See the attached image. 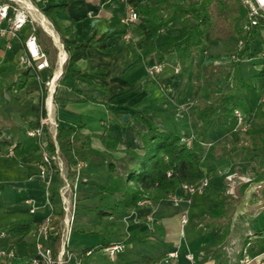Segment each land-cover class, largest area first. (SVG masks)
<instances>
[{
  "label": "crops",
  "instance_id": "1",
  "mask_svg": "<svg viewBox=\"0 0 264 264\" xmlns=\"http://www.w3.org/2000/svg\"><path fill=\"white\" fill-rule=\"evenodd\" d=\"M32 1L39 8L66 4L65 10L53 12L55 20L69 24L78 40H87L94 34L104 36L107 45L112 49H103L94 42L88 48L86 58L78 61L83 70L98 73L103 77V88L91 87L74 79L67 80V74L63 73L64 68L62 67L60 72L58 65L41 70L29 69L21 59L25 53L24 40L29 30L26 34L22 30L19 37L12 39L0 36V83L4 73L14 79H23L28 70L35 74L26 79L25 86L19 90H8L0 85V233L3 232L0 235V249L14 248L16 251L14 258L0 257V264H31L30 259L36 253L33 228L47 215L51 216L52 226L55 227L61 222L59 202L55 200L53 210L45 204L43 179L40 176L39 141L26 134L29 128L38 126L41 118L45 117L41 109H46L45 102L49 98L44 81L54 74L57 78L52 97V116L55 121L59 126H82L83 134L91 135V145L106 155H113L118 164L121 159H126L122 162L128 160L129 149L143 153L139 147V135L146 128L136 118V113L143 112L163 129H170L174 122L181 134L194 137L206 134L210 142L205 159L215 169L209 185L213 192L227 193L224 172L228 169L249 170L254 174L255 180L264 181V174L257 170V165L248 160L254 155L264 157L263 150L255 153L236 150L227 158L221 153L216 155L215 145L218 141L228 138L230 127L234 125L233 121L228 122L223 129L219 126L208 128L207 122L196 117L184 119V113L178 121L172 118L174 105L181 103L184 96L190 98L189 95L194 96L199 92L193 84L198 69L211 62L227 61L222 52L229 45L228 40L237 35L231 34L224 40V44L220 43L224 47L216 51L221 53L213 52L204 57L200 52L184 51V62L177 74L174 65L179 62V57L162 50L161 40L156 39V50L149 53H145L138 46L142 35L137 22L126 23L122 20L128 12V3L125 0H38L39 3ZM260 32L261 36L251 43L245 60L239 62L237 68L239 77L252 80V77L260 73L263 75L261 86L257 87L255 83L254 91H249L248 97L245 98L250 108L247 112L252 124L250 135L258 134L261 127L264 130V56L261 55L264 50V31ZM240 36L243 35H238ZM210 42L202 49L210 47ZM164 60L167 61L165 71L156 78L150 77L149 65ZM241 68H245V71L241 72ZM251 70L256 72L251 73ZM204 81V85L211 82L208 78ZM125 114L128 115L126 121L122 119ZM103 133L119 139L118 150L112 152L104 149L100 140ZM50 138L47 129L44 140L48 143ZM114 177L104 161H88L80 171L81 182L78 191H82L83 195L79 200L78 214L71 232L72 238L67 247L75 256H82L83 264L106 263L102 250H94L86 256L83 253L85 247L98 246L104 237L111 241L118 240L125 234V230L133 229H139L145 240L131 241L112 263L240 264L246 250L255 257L250 264H264L259 263V259L264 256V202L260 207L257 206V203L264 199L254 196L255 191L251 183L235 187L233 195H239L241 199L232 215L230 230L217 241V235L205 222L210 213L218 208L219 203L212 201L204 193L192 196L189 222L183 230L180 213L185 204L176 205L170 198L142 204L124 219L125 222L120 215L99 219L97 210L112 208L118 197L115 198L113 194H98L96 184L109 183ZM94 199L99 200L98 206L94 207L89 203ZM32 207H35L34 212L30 211ZM79 210L85 213L81 214ZM150 216L153 217L154 225L150 226L152 230L147 231ZM109 219L119 221L120 228L101 231L99 226ZM257 230L262 232L257 233ZM98 234H101L98 241H90ZM249 234L251 235L248 236ZM72 244L78 245L79 249L71 248ZM258 244H262L260 249ZM172 251H177V256L169 257L168 253ZM187 252L194 254L193 260L185 256ZM68 264L77 263L70 261Z\"/></svg>",
  "mask_w": 264,
  "mask_h": 264
},
{
  "label": "trees",
  "instance_id": "2",
  "mask_svg": "<svg viewBox=\"0 0 264 264\" xmlns=\"http://www.w3.org/2000/svg\"><path fill=\"white\" fill-rule=\"evenodd\" d=\"M125 1L140 15L137 26L140 29L142 38L138 42V46L145 53L154 51L159 30L172 20L171 17L165 19L157 13L159 3H164L166 0ZM228 1L214 0L212 4H201V0H186V5L178 7L177 12L178 16L189 18L191 24L187 36L183 40L176 42L175 47L176 49L198 53L200 49L211 41L213 33L217 29L218 16L224 22V25H222L223 32L221 33L223 37H229L231 34L237 36L244 34V47L240 48L236 53L237 60H227L221 64L211 62L200 67L196 72L199 78L206 77L207 79L215 71V73L219 74V79H231L225 88H218L213 93L211 100L197 106L198 108L195 112L196 118L207 122L208 128L219 126L225 129L228 122L233 121L234 125L230 127L231 131L236 125L233 115L234 110L237 108L241 109L246 116L250 108L245 98L246 96L248 97L250 86L255 87L250 79L237 75L236 70L239 66V60L249 51L251 43L261 36L260 31L263 28L261 25L255 26L249 32L244 33L243 22L244 18H246V9L243 7L241 0H233L234 5H231ZM65 7L66 4H60L41 8V11L54 24L53 27L57 30L66 51H68L69 55L64 64L63 73L71 76L81 84L103 88V77L98 73L83 70L79 66L78 61L86 58L87 50L94 42L103 49L111 50L112 48L107 45L104 36H96L94 34V36L87 40L76 39L69 24L61 20L57 21L53 17V12L57 10L63 11ZM37 35L43 50L49 54L50 37L45 39L39 27L37 28ZM47 40L49 43H47ZM53 63L54 60L51 66ZM215 66L216 70H213ZM228 66L229 70L223 74L222 69H226ZM33 75H35L34 72L31 74L28 70L25 72L23 79H14L9 74L4 73L0 85L8 90H19L25 86L26 79H29ZM41 110L43 115H45L44 108ZM136 118L146 128L139 135V147L143 153L140 154L135 150L129 149L128 162H122L124 159H121L119 164L114 160L113 155H106L103 151L91 145V135L83 134L81 130L82 126H60L57 130L56 142L61 155L65 158L66 164L69 167L76 165L80 160L86 162L104 161L107 162L109 171L115 176L109 183L96 184L98 194L119 193V197L112 208H99L97 210L99 219L111 216L115 217V215L129 217L133 211L142 205L140 202L143 199L155 201L169 198L173 194L183 193V184L197 185L205 176L211 177L215 173V169L205 159L207 145L210 142L205 133L200 137H194L191 146H187L185 142H182V134L174 122L170 125V129L167 130L161 128L152 117L143 112L136 113ZM100 140L106 151L113 152L118 150L120 141L117 137L103 133L100 135ZM4 143L8 142L4 141ZM47 146L49 150H54V140L52 138L48 141ZM215 149L217 156L221 153V155L227 158L236 151L237 146L234 144L229 147L225 141H218ZM242 149L251 153L264 151V130L263 135L258 136V138L252 137L250 141L243 143ZM54 175L55 179L50 184V199L52 202L59 195V187L62 184V180L58 178L55 172ZM79 181L81 182V179ZM204 194L212 201L219 203L218 208L210 213L205 223L217 235V241H220L221 237L231 228L232 215L241 197L229 193L213 192L210 186L205 188ZM257 196L264 199V185L257 193ZM261 232V230H257V233ZM124 233V238L121 240L127 243L126 248L131 241L145 240V236L139 229L125 230ZM59 235L50 233L47 241V245L52 248L54 256L58 251ZM111 242V239L104 237L99 241L98 246L91 245L85 247L83 253H86L90 249L93 251L101 250L102 246H106ZM124 250L119 253L124 252ZM71 261L75 260L72 259ZM259 263H264V256L259 259ZM89 264L108 263L92 262Z\"/></svg>",
  "mask_w": 264,
  "mask_h": 264
},
{
  "label": "built area",
  "instance_id": "3",
  "mask_svg": "<svg viewBox=\"0 0 264 264\" xmlns=\"http://www.w3.org/2000/svg\"><path fill=\"white\" fill-rule=\"evenodd\" d=\"M241 3L246 9V18L243 22L244 33L249 32L255 26H262L264 31V0H241ZM35 11L36 15H44L40 9H38L32 0H0V36L8 39L16 38L20 36L21 31L25 26H29V32L24 40L25 53L21 59L29 69L41 70L42 68H48L51 66L50 59L47 53L43 50L41 43L38 39L37 28L35 24L36 18L33 17L32 12ZM140 17L139 13L128 4V12L123 17V21L126 23L136 22ZM40 22V20H39ZM49 22V21H48ZM50 22L48 23V25ZM42 25V24H41ZM43 26V25H42ZM53 26V25H52ZM49 30L46 29L52 38L54 39L55 46L58 49V66L60 72L64 66L68 54L64 47L60 37L55 33L54 27L49 25ZM240 48L244 47V40H239ZM264 56V50L261 52ZM234 58L236 54L233 55ZM164 69L163 61H156L151 63L148 67V71L155 77L161 73ZM178 73L179 68L175 69ZM57 81L56 74L45 79L44 84L47 90V100L45 102L46 111L45 117L41 118L40 124L34 128L27 130L26 134L31 137H42L39 145L41 147V162H40V176L42 177L45 184V204L48 205L52 210L54 209V202L50 199L49 187L51 182L55 179L54 172L58 178L63 180V185L59 189L60 206L63 210V224L64 231H62V242L59 246L58 257L55 258L53 255L52 248L47 245V241L50 233L57 234L58 230L51 224V216L47 215L43 221L36 224L32 230V234L35 240L36 253L31 257V264H68L72 259L77 264H83L81 256H75L72 252L67 249L70 242V236L72 232V223L74 220V214L76 212L74 199L75 191L79 187L80 171L82 167L86 166L87 162L80 160L76 165L71 166L70 169L66 170L65 165L60 157V151L56 142L57 130L60 127L59 123L53 118L52 109V97L55 93V84ZM264 87V86H263ZM234 118L236 125L233 127V131L247 130L248 121L245 114L241 109L234 110ZM179 117V115L177 116ZM49 129L52 132V138L54 140V150L50 151L47 146V142L44 140V134ZM193 135L182 134L181 140L185 142L187 146H191ZM56 164L55 166L53 164ZM224 178L227 185V193L233 194L236 183H253L256 187H260L262 181H255L254 174L243 170L228 169L224 172ZM210 185V177L205 176L201 182L197 185L183 184L182 194H173L169 198L176 205L185 204L181 208L180 223L182 230L189 222L190 217V204L192 202V196L197 194H203L207 186ZM68 190L73 191L71 198L69 197ZM151 203L149 199H143L140 204ZM31 212L35 211V207L30 208ZM127 216L124 217L126 219ZM149 224L153 226V217L150 216ZM3 234V232H1ZM59 234V233H58ZM127 243L124 240L112 241L106 246H102V251L105 252L111 259H115L117 254L126 248ZM93 252L92 249L88 250L85 255H89ZM177 251L169 252V257L177 256ZM16 256L14 248H1L0 257L11 259ZM65 256V258H64ZM188 259L193 260L194 254L187 252L185 255ZM248 251H244L243 257L240 259V264H250L254 260Z\"/></svg>",
  "mask_w": 264,
  "mask_h": 264
},
{
  "label": "rangeland",
  "instance_id": "4",
  "mask_svg": "<svg viewBox=\"0 0 264 264\" xmlns=\"http://www.w3.org/2000/svg\"><path fill=\"white\" fill-rule=\"evenodd\" d=\"M35 1H36V3H39L38 0H35ZM201 2L203 4H210V3L212 4V2H214V0H201ZM228 2L231 5H234L233 4V2H234L233 0H229ZM185 5H186V0H184V3H183V0H166L164 3H159V9L157 10V13L159 15H161V17L163 16L165 19H169L170 17L172 18V20H170L168 22V24L166 26H164V28H161L159 30V32L157 34V39L159 41L161 40L160 47L162 48V50H164L165 52L169 53L170 55H172L174 57L175 56H177V58L179 57V60H178L179 62L176 60L179 64L177 63L176 65H174V71H175V73H177V71L175 70L177 68V66L179 68L178 73L180 72L181 67L183 65L182 62H184V50L183 49H176L175 44H176V42L183 40L187 36L188 31H189V26L191 24V21H189L190 19L187 18L186 16H178V12H177L178 7L185 6ZM36 7L41 10V8H39L38 6H36ZM32 15H33L34 18H36L35 24H36V27H39L41 29L42 36L45 39L48 38V37H50V39H51V42L50 43L47 40V43H49V48H50V53L47 54V55L49 56L50 64L54 60V63L52 64V67L54 68V67H56L58 65V62H59V60H58V49L55 46V43L53 41L54 39L52 38V36L48 32L45 31V29L43 28V26L39 22L38 15H36L35 11L32 12ZM44 16L47 18V16L45 14H44ZM139 19H140V17L138 18V20L136 22H138ZM221 19L222 18L220 16H218V19H217L218 20L217 29L213 33V37L211 39L212 43L210 42L212 44L210 47H212V48H210L209 46H207L204 49H200V51H198V53L200 52L202 55H204V57H205V55H210V53H213V52L214 53H221V52H217L216 50H218V48H220V47H224L220 43L223 42V44H224V42H225L224 40H226L227 37H223L222 34H221L223 32L222 25H224V22ZM47 20L50 22L49 25L51 27H53L54 24L51 23V21L48 18H47ZM23 30H24V33L26 34L28 32V30H29L28 26H25ZM54 30H55L56 36L57 35L59 36V34H58L57 30L55 29V27H54ZM242 35L243 36L242 37L240 36V37L242 38V40H244V34H242ZM236 37H234L233 39H229L228 40L229 41V45L227 46V48L225 47L226 50H224L222 52V53H224L222 55H225L226 56L225 60H237L236 58L233 57V55H235L238 52V50L240 49V47H239L240 46V44H239L240 37H238V36H236ZM60 40H61V38H60ZM213 41H214V43H213ZM66 52L68 54V51H66ZM181 53H182V56L180 57ZM245 56L241 60H239V62H243L245 60V58H246ZM224 62L225 61H223V62L215 61L214 63L215 64H221V63H224ZM163 64H164L163 71L161 73L157 74L155 77H152V75L148 71L149 74H150V77L156 78L160 74H162L165 71L166 67H167V61L164 60L163 61ZM213 70H216V66L214 67ZM227 70H229V66L226 69L225 68L222 69L223 74H225ZM256 70H251V73L256 72ZM240 71L241 72L245 71V68L244 69L241 68ZM236 72H238V69L236 70ZM218 76H219V74L215 73V71H214V73L212 72L211 75H209L207 77L211 82H209V84H207V85H204V83H205L204 80H206V77L205 78H199V77H197V75H195V80L193 78V81H194L193 84L195 85L194 88L195 89L198 88L197 90H199V92H196V94L194 96L193 95H189L190 98H188L187 96H184V98H182V101H180L181 103L178 102L179 104L177 103V105H174V110H173V112L171 111L172 112V118H173V120L178 121L183 116V113H184V117H183L184 119H189L190 120V119H193V117H196L195 116V112H196V110L198 108L197 106L202 105L205 102H208L209 100H211L213 93L216 92L218 88L219 89L220 88H225L227 86L228 82L231 81V79H219ZM65 78H67V80L68 79H73L69 75H65ZM262 82H263V75H261V73L258 74V75H256V76H254V77H252L251 83L252 84H255L256 83L257 84V87L261 86ZM254 88H253V86H250V90L249 91H252V90L254 91ZM247 114L248 113H246V119L248 121V129L247 130H239V131H233V130H231L229 132L228 138L225 140L227 146L230 147V146H233L234 144H236V146H237V149L236 150L242 151V153L247 152V151H244L242 149V144L243 143H247L248 141L251 140L252 137L258 138V136L263 135V130H262L263 128L262 127H261L260 132L258 134L250 135V128H252V124L250 123V120L247 117L248 116ZM178 115H179V117H177ZM29 129H31V128H29ZM49 133H50V137L52 138V132H51V130H49ZM34 138H37L38 141L40 142L42 137L37 136V137H34ZM38 148H39V151H40L39 153L41 155V147H40V145H38ZM243 156H241V157H243ZM60 157L62 159L63 164L66 167V170L70 169L71 167H69L66 164V160L61 155V152H60ZM250 158L248 160L252 161V164L257 165V170L261 174H264V157H259V155L258 156L254 155L253 157H250ZM53 165L55 166V163ZM233 169L237 171L239 168H237V169L236 168H233ZM247 171L250 172L249 170H247ZM254 171H256V170H254ZM255 181H257V180H255ZM236 184L239 185V184H245V183H236ZM43 185H44V192H45V184H44V181H43ZM62 185H63V180H62L61 186ZM251 185H252L253 190L255 191L254 196L259 199L260 197L257 196V193L260 191V189L264 185V181L261 183V186L260 187H256V185H254L253 183H251ZM79 186H80V181H79ZM60 187H59V189H60ZM49 191H50V187H49ZM234 191H235V189H234ZM68 193L70 194L69 197L71 198V196L73 194V191L68 190ZM75 193L76 194H74V199L76 201V204H75L76 205L75 206L76 212L74 214V220H73V223H72V231L74 229V223L76 221L77 214H78L79 200L81 198V195H83L82 194V191L80 192V191H78V189L75 191ZM44 195H45V193H44ZM113 196L115 198H117V197H119V193L113 194ZM110 197L114 199V197H112V196H110ZM256 198H254V199L257 201ZM260 199H262V198H260ZM56 201L59 202V204H60V198H59V196L56 197ZM263 202L264 201H259L257 203V206L260 207ZM89 203H91L95 207V205H97V206L99 205L98 204L99 203V200L98 199H94L92 201H89ZM60 210H61V222L59 223V225H57V226L54 227L56 230H58V233L60 234L59 235L60 236L59 246L61 245V242H62V235H61L62 233L61 232L64 231V228H65L64 227V224H63V210H62V207L61 206H60ZM93 211H91V213H93ZM253 211L255 212L256 209H254ZM79 212H80V210H79ZM84 213L85 212H83L81 214H84ZM121 219L125 222L124 217L121 218ZM150 226L151 225L149 224L148 229H146L147 231L152 230L151 228L153 226L152 227H150ZM115 227L116 228H120V222L119 221L114 222L111 219H109V220H105L101 224V227L99 226V229H101V231L102 230H104V231H110L111 229H114ZM58 233L56 235H58ZM0 235H1V233H0ZM95 236H97V237L96 238L94 237L95 239H90V241H92V242L98 241L100 239V237H101V234L100 235L98 234V235H95ZM77 237L78 238L80 237V234L79 233H78V236ZM91 237H93V236H89V238H91ZM71 238H72V235L70 236V239ZM122 238H124V235H122L119 239L121 240ZM262 244H258V246L260 245L259 246V249H260V247H262ZM59 246H58V250H59ZM70 247L73 248V249H79V246L78 245H74V244H72ZM103 253H105V252H103ZM121 254L122 253H119V255H121ZM58 255H59V253L57 251V254L54 257L57 258ZM86 256H88V255H86ZM64 258H65V256H64ZM116 259H117V256H116L115 259H111L106 253L103 255V260L106 261V263H108V264L114 262ZM62 264H65V262L62 263Z\"/></svg>",
  "mask_w": 264,
  "mask_h": 264
},
{
  "label": "bare ground",
  "instance_id": "5",
  "mask_svg": "<svg viewBox=\"0 0 264 264\" xmlns=\"http://www.w3.org/2000/svg\"><path fill=\"white\" fill-rule=\"evenodd\" d=\"M38 18H39V20H40V23L46 28V29H48L49 30V25H48V20H47V18L44 16V15H42V14H40L39 16H38ZM58 71V70H57ZM58 73V72H57ZM60 74V73H59ZM49 101V100H48Z\"/></svg>",
  "mask_w": 264,
  "mask_h": 264
},
{
  "label": "water",
  "instance_id": "6",
  "mask_svg": "<svg viewBox=\"0 0 264 264\" xmlns=\"http://www.w3.org/2000/svg\"><path fill=\"white\" fill-rule=\"evenodd\" d=\"M122 119L126 121L128 119V115H123Z\"/></svg>",
  "mask_w": 264,
  "mask_h": 264
}]
</instances>
